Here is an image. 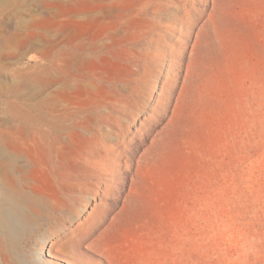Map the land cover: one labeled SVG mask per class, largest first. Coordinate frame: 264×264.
<instances>
[{
  "label": "rangeland",
  "instance_id": "obj_1",
  "mask_svg": "<svg viewBox=\"0 0 264 264\" xmlns=\"http://www.w3.org/2000/svg\"><path fill=\"white\" fill-rule=\"evenodd\" d=\"M0 137L15 264H264V0H0Z\"/></svg>",
  "mask_w": 264,
  "mask_h": 264
},
{
  "label": "bare ground",
  "instance_id": "obj_2",
  "mask_svg": "<svg viewBox=\"0 0 264 264\" xmlns=\"http://www.w3.org/2000/svg\"><path fill=\"white\" fill-rule=\"evenodd\" d=\"M9 106L10 107L12 106V108L17 107L16 110H13L11 112V115L13 116L14 120L17 121L18 131H21V132L28 131L29 133L33 134L34 136L40 137L41 140L43 141L42 144L45 147L47 142L49 141V138L51 137V135L53 136V134L56 133V129L46 127L45 124L38 126L37 125L38 123L35 122L36 121L35 118L32 116V114L29 111L25 112L24 114L22 113V110L24 108L22 105H20L18 100H16V101L11 100L9 102ZM20 121L24 122L25 125L21 124ZM3 132H5V131L2 130V133ZM2 135L4 136V134H2ZM4 138L3 139L1 138V143L3 141H5ZM3 145L7 146L5 144V142H3ZM28 167H29V165L27 162H25V161L22 162V160H19V159L13 157L11 155L10 150H9V155H8L7 149H3V148L0 149V180H2L3 182H6V183L8 182L10 184V187L13 186V187L20 188L21 186H27L26 185L27 184L26 179H27ZM9 184H7V185H9ZM13 189L14 188H12V191H13ZM17 189L15 188V190H17ZM18 191H15L14 193H12V192L9 193V191H7V190H5V192L1 191V188H0V194H4V198L3 199L0 198V229H1L0 230V258L2 260L1 262L6 263V264H15L14 262L11 261L10 256H9L10 251L13 250V248H15L14 244H13L14 242L12 243L9 240L7 235H6L7 237L4 236L5 233H4L3 228H5L7 226L6 225L7 223H5V222L7 219L6 217H8L10 214L9 212L10 211L12 212V210H14V209L15 210L18 209L19 211L22 209L21 203H22L23 199H19L17 197V195L15 194ZM61 195H63V194H61ZM38 199H37V197H32V201L35 205L39 204ZM38 206H40V205H38ZM40 207H42V206H40ZM40 207H38V208H40ZM37 209H34L35 212L38 211ZM7 228H8V226H7ZM6 231H7V229H5V232ZM6 234H8V233H6ZM12 240H13V238H12ZM76 240L77 239H75V242H76ZM14 250H16V249H14ZM13 260H14V258H13Z\"/></svg>",
  "mask_w": 264,
  "mask_h": 264
}]
</instances>
